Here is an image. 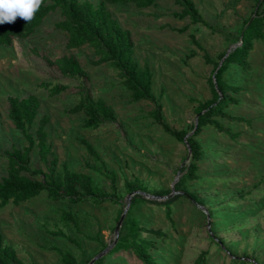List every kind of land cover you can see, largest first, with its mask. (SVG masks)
<instances>
[{"label": "rangeland", "instance_id": "rangeland-1", "mask_svg": "<svg viewBox=\"0 0 264 264\" xmlns=\"http://www.w3.org/2000/svg\"><path fill=\"white\" fill-rule=\"evenodd\" d=\"M193 1L204 23L184 31L189 18L176 16L181 7L174 0H157L147 8L108 5L120 24L131 31L136 61L152 72V92L162 106L164 123L177 130L188 129L195 120L198 103L212 96L209 79L213 64L204 56L215 62L233 47L244 20L256 5V0ZM59 19L60 13L55 11L31 37L0 45V151L26 144L8 116L7 98L35 94L40 101L38 118L49 117L47 132L59 170L65 165L89 174L101 189L100 195L111 196L110 178L95 170L102 162L116 176L115 195L120 201L71 203L67 199L52 200L41 192L19 205L0 206L3 245L14 249L23 264H63L53 246L71 252L79 264H87L101 251L100 257H107L109 250H103L114 240V228L126 203L125 181L139 180L148 193L176 191L164 199L173 198L179 194L176 185L189 159L187 146L153 120L150 112L154 102H132L117 71L105 63L96 64L90 47L65 48L67 34L54 27ZM70 52L77 56L89 78L64 76L51 63ZM250 62V72L231 67L225 78L244 89L238 96L239 103L228 111L251 119V126L220 118L239 132L235 140L212 127H205L197 136L202 146L199 178L186 181V191L204 204H193L185 196L174 200V225L163 208L153 209L147 204L134 206L126 216H136L148 228H161L167 233L154 251L158 264H193L202 252L206 253L204 264H238L241 260L244 264H264V39L254 42ZM42 82L64 83L68 88L51 96L39 87ZM85 93L103 98L115 109L116 118L95 129L84 128V113L70 109ZM81 138L95 147L101 162L87 153ZM31 157V165L43 167L36 150ZM7 168V160L0 156V178ZM63 211L76 216L79 230L62 219ZM57 230L76 242L51 234ZM106 264L141 263L133 254L121 252L107 257Z\"/></svg>", "mask_w": 264, "mask_h": 264}, {"label": "trees", "instance_id": "trees-1", "mask_svg": "<svg viewBox=\"0 0 264 264\" xmlns=\"http://www.w3.org/2000/svg\"><path fill=\"white\" fill-rule=\"evenodd\" d=\"M157 0H100L93 3L89 0H49L43 1L39 10L35 13L31 22L17 18L14 23L0 24V45H10L15 38L27 39L43 24L44 19L51 13L59 11L60 19L54 23V27L67 34L65 48L72 50L83 46L90 47L97 57L96 64L105 63L114 68L121 79L124 88L129 91L132 102L147 100L155 103L154 109L150 112L153 120L161 128L173 136L176 141L183 143L190 149L188 164L176 190L179 194L173 198L154 199L141 194H134L128 212L120 227L116 242L109 249L107 257H113L121 252L133 254L141 264H158L154 254L157 251L158 241H164L167 233L161 228H148L136 216L127 217L132 208L139 204L152 205L154 208H163L168 220L172 223V204L174 200L185 196L193 204H204L194 194L186 191V181L197 180L199 160L202 157V146L197 136L205 127H212L235 140L239 132L234 131L231 125H225L220 118L230 122L245 123L251 126V119L241 115H233L228 111L231 105L239 103V94L244 90L240 84L225 78V74L231 67L236 71H251L250 54L256 40L264 39V0H256L255 8L251 15L244 20L235 46L221 62L226 51L219 55L218 61H211L205 55L206 62L213 64L212 75L209 85L212 96L204 102H199L195 108L196 117L188 129H173L163 121L162 106L157 102L153 92V75L149 67H141L135 59V43L130 30L124 28L113 16L108 5L111 4H133L138 8H147L155 5ZM181 11L176 14L179 18H189V23L183 27V31L191 25L204 23L203 17L193 0H174ZM195 43V36L191 34ZM238 43V44H237ZM221 62V64H220ZM54 63L64 76L85 77L89 74L80 63L74 53L63 55ZM39 87L45 88L51 96L60 94L68 88L64 83L42 82ZM8 116L14 126L19 129L26 144L22 148L14 147L10 150L0 151V156L7 160V173L0 178V206L8 204L19 205L26 202L41 192L52 200L67 199L71 203H82L91 201L95 204L104 202L119 203L117 192L116 176L113 172L107 171L95 147L86 139L81 138L87 153L96 162H101L95 167L110 178L111 196L100 195L101 189L96 185L91 175L72 171L63 165L58 168V157L53 155L52 143L49 141L47 124L49 117L43 115L38 118L40 101L38 96L30 94L18 98L9 96ZM71 112H83L85 119L84 128L95 129L103 125L105 121L116 118L115 109L103 98H93L85 93L78 103L70 109ZM193 130V133L186 139V135ZM36 150V158L43 163V167L31 165V154ZM52 155V158L50 156ZM127 192L134 190L146 191L139 180L125 181ZM171 191L157 190L150 194L168 196ZM212 211L208 212V215ZM62 219L72 223L79 230V222L75 215L69 211L62 212ZM53 235H61L71 242L76 241L66 236L63 231H51ZM146 234V235H145ZM149 234V236L147 235ZM215 240V239H214ZM217 241V240H215ZM59 255L63 264H79L74 255L68 250L59 247H52ZM205 252H202L195 259L193 264H204ZM107 257H98L92 264H106ZM92 259V258H91ZM87 260V263L91 260ZM244 264L241 260L238 264ZM0 264H23L16 251L3 245V233L0 226ZM233 264H235L233 262Z\"/></svg>", "mask_w": 264, "mask_h": 264}, {"label": "clouds", "instance_id": "clouds-1", "mask_svg": "<svg viewBox=\"0 0 264 264\" xmlns=\"http://www.w3.org/2000/svg\"><path fill=\"white\" fill-rule=\"evenodd\" d=\"M43 0H0V24L14 23L17 18L31 22Z\"/></svg>", "mask_w": 264, "mask_h": 264}, {"label": "water", "instance_id": "water-1", "mask_svg": "<svg viewBox=\"0 0 264 264\" xmlns=\"http://www.w3.org/2000/svg\"><path fill=\"white\" fill-rule=\"evenodd\" d=\"M234 46H235V45H234ZM231 49H232V47H231L229 50L226 51V54H225L224 57L221 59V62L224 60V58L227 56V54L230 52ZM221 62H220V64H221ZM192 133H193V130L190 131V132L186 135L185 139H186L189 135H191ZM188 151H189V153H190V149H189V148H188ZM188 157H189V156H188ZM174 192H176V191H172L170 194H172V193H174ZM134 194H141V195H143V196H145V197H148V198H154V199H164L165 197H167V196L153 195V194H150V193H148V192H146V191H141V190H134V191L129 192V193L127 194V196H126V203H125V206H124V208H123V211L121 212L120 217H119V219H118V221H117V223H116V226H115V228H114V240H113L112 243H111L109 246H107L103 251H105V250H109V249L113 246V244L116 242V240H117V238H118V235H119V232H120V227H121V225H122V222H123V220H124V218H125L126 213H127L128 210H129L130 203H131V197H132ZM101 252H102V251H101ZM101 252L98 253L96 256H94V257H93V258H92L87 264H92V263L94 262L95 259H97L98 257H100Z\"/></svg>", "mask_w": 264, "mask_h": 264}]
</instances>
